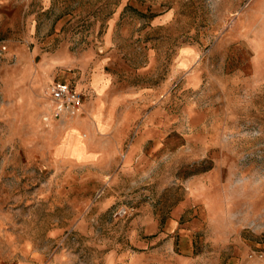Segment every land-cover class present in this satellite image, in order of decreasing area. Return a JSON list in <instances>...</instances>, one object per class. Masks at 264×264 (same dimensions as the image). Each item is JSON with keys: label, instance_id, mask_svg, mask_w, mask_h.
<instances>
[{"label": "rangeland", "instance_id": "rangeland-1", "mask_svg": "<svg viewBox=\"0 0 264 264\" xmlns=\"http://www.w3.org/2000/svg\"><path fill=\"white\" fill-rule=\"evenodd\" d=\"M0 264H264V0H0Z\"/></svg>", "mask_w": 264, "mask_h": 264}, {"label": "crops", "instance_id": "crops-1", "mask_svg": "<svg viewBox=\"0 0 264 264\" xmlns=\"http://www.w3.org/2000/svg\"><path fill=\"white\" fill-rule=\"evenodd\" d=\"M95 92L97 90L94 88ZM99 90L102 91L100 96L99 105H95L94 101H90L86 104H83L82 108L77 111L75 117L64 116L62 119L63 123H60L59 129L62 134H71V139L74 137L75 140L83 144L84 153L86 156L90 157L86 161L77 162L69 157H59L61 160L64 159L65 163L69 165H79V164H89L92 162L96 156H99L100 153H103L102 149L95 148L92 144V138H94L95 134H105L109 129V124L105 120V111L104 104L102 99V94L104 90L99 87ZM96 98L95 100H97ZM114 116V112L109 110L107 114V118ZM124 116V114H123ZM126 116V115H125ZM124 126H117L114 128V132L116 133L115 147L116 150H120V147L124 146V141H122V137L119 135L120 133H126V128ZM140 149L139 142H132L128 145V154L127 159L129 160L131 157H134L138 154ZM93 156V157H92ZM59 159V160H60ZM60 160V161H61Z\"/></svg>", "mask_w": 264, "mask_h": 264}, {"label": "built area", "instance_id": "built-area-1", "mask_svg": "<svg viewBox=\"0 0 264 264\" xmlns=\"http://www.w3.org/2000/svg\"><path fill=\"white\" fill-rule=\"evenodd\" d=\"M46 95L53 104L55 114L63 116L80 110L84 104L83 94L66 83H52L46 90ZM132 212L128 208L118 210L114 217H130Z\"/></svg>", "mask_w": 264, "mask_h": 264}, {"label": "bare ground", "instance_id": "bare-ground-1", "mask_svg": "<svg viewBox=\"0 0 264 264\" xmlns=\"http://www.w3.org/2000/svg\"><path fill=\"white\" fill-rule=\"evenodd\" d=\"M92 79H93V78H92ZM92 85H93V84H92ZM98 87H99V85H98ZM97 90H98V89H97ZM43 104H46V105L51 106V107L53 108L52 102H50V100H49L48 97H43ZM94 104H95V103H94ZM76 113H77V111L74 112V113L65 114V115H63L61 118L63 119L64 116L75 117V116H76Z\"/></svg>", "mask_w": 264, "mask_h": 264}]
</instances>
